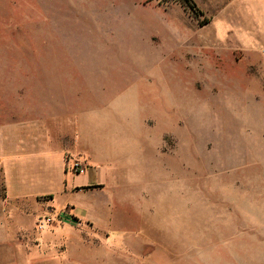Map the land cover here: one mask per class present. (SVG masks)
I'll return each instance as SVG.
<instances>
[{"label":"rangeland","instance_id":"1","mask_svg":"<svg viewBox=\"0 0 264 264\" xmlns=\"http://www.w3.org/2000/svg\"><path fill=\"white\" fill-rule=\"evenodd\" d=\"M230 1L0 0V123L23 89L66 81L85 108L94 90L97 161L130 165L28 220L51 247L17 243L68 264H264V0Z\"/></svg>","mask_w":264,"mask_h":264},{"label":"crops","instance_id":"2","mask_svg":"<svg viewBox=\"0 0 264 264\" xmlns=\"http://www.w3.org/2000/svg\"><path fill=\"white\" fill-rule=\"evenodd\" d=\"M193 2L203 17L200 0ZM237 7L230 0H208V8H220L218 14L222 16L233 14ZM207 21L209 24L210 19ZM33 92L37 93L36 97H29ZM83 93V89L69 86L66 81L49 83L42 90L23 89L14 98L23 103L17 104L11 112L13 121L0 123V168L6 188V198L0 200V264H68L66 255L54 256L52 248L31 250L28 244L17 243V233L25 232L26 237L23 235L21 239L26 242L33 237L51 247L54 234L48 231L34 236L27 226L28 220L33 223L37 214L56 209L52 206L55 195H73L81 191L103 195L111 188L102 175L127 173L130 165L118 167L97 161L107 157L98 150L94 139L102 138L100 121L95 119V112H91L95 106L91 104L95 91H92L86 108ZM40 94L43 95L41 98ZM26 97L29 99L25 100ZM9 112L7 110L5 114ZM105 154L108 156L107 152ZM74 159L86 161L85 173L72 171ZM80 175L83 180H78ZM67 207L80 219L97 226L89 214L86 217L79 215L76 206L71 204L57 211ZM111 220L114 221V216ZM100 232L105 235H98V238L111 242H123L126 236ZM6 233L10 235L9 239Z\"/></svg>","mask_w":264,"mask_h":264},{"label":"trees","instance_id":"3","mask_svg":"<svg viewBox=\"0 0 264 264\" xmlns=\"http://www.w3.org/2000/svg\"><path fill=\"white\" fill-rule=\"evenodd\" d=\"M184 2H185V5L187 7H189V9L196 15V17H199V16L201 17L202 16L201 12L198 10V8L196 7V4L193 2V0H184ZM207 23H208V21L204 20V24H207ZM2 180H3V177H2ZM3 185H4V182H3ZM3 191L4 192L2 194L0 193V198L5 199L6 198V188H5V186L3 187Z\"/></svg>","mask_w":264,"mask_h":264},{"label":"built area","instance_id":"4","mask_svg":"<svg viewBox=\"0 0 264 264\" xmlns=\"http://www.w3.org/2000/svg\"><path fill=\"white\" fill-rule=\"evenodd\" d=\"M87 163L85 160L81 159H74L73 160V165H72V171L76 174H83L86 171ZM50 221V218H46V222Z\"/></svg>","mask_w":264,"mask_h":264}]
</instances>
